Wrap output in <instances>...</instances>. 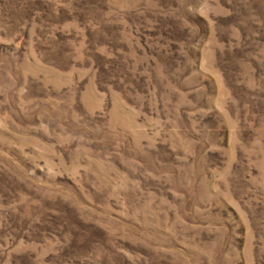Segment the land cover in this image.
<instances>
[{
	"label": "rangeland",
	"instance_id": "374dc122",
	"mask_svg": "<svg viewBox=\"0 0 264 264\" xmlns=\"http://www.w3.org/2000/svg\"><path fill=\"white\" fill-rule=\"evenodd\" d=\"M0 264H264V0H0Z\"/></svg>",
	"mask_w": 264,
	"mask_h": 264
}]
</instances>
